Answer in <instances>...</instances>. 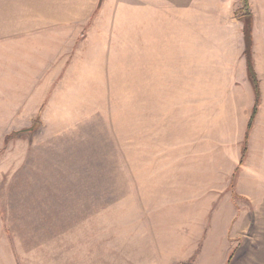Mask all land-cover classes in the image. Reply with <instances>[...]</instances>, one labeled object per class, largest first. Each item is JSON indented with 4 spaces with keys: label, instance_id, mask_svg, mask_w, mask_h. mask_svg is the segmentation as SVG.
I'll return each mask as SVG.
<instances>
[{
    "label": "rangeland",
    "instance_id": "rangeland-1",
    "mask_svg": "<svg viewBox=\"0 0 264 264\" xmlns=\"http://www.w3.org/2000/svg\"><path fill=\"white\" fill-rule=\"evenodd\" d=\"M247 1L248 52L242 0H99L65 23L38 2L37 33L0 64V264H209L225 243L230 264H264V124L235 172L228 96L248 53L264 112V0Z\"/></svg>",
    "mask_w": 264,
    "mask_h": 264
},
{
    "label": "crops",
    "instance_id": "crops-1",
    "mask_svg": "<svg viewBox=\"0 0 264 264\" xmlns=\"http://www.w3.org/2000/svg\"><path fill=\"white\" fill-rule=\"evenodd\" d=\"M42 2L43 11L41 14L44 18H48L51 22H70L86 19L91 16L98 4L99 0H0V64L5 65L7 51L11 53L17 48L20 50L22 45V37L25 35L36 34L38 30V2ZM61 2L60 4L58 2ZM146 1V0H141ZM153 1V0H148ZM160 2H165V4L176 3L182 5L184 1H192V0H155ZM196 1V0H194ZM167 4V5H168ZM233 13L237 8L238 3L233 1L231 4ZM230 9V12L232 11ZM228 29V26H226ZM220 31L215 32L214 27L209 28L205 35V48L207 50V55L209 60L213 65L218 66L222 64L225 66L226 62V53L222 51L226 48L228 44H232L228 42V40H224L222 36H219ZM245 42V41H244ZM243 45L245 48V43ZM222 50H221V49ZM229 52L232 53V57L236 55V52L232 51V47H229ZM214 49L217 50V54L219 56H215ZM235 50V49H234ZM222 51V52H218ZM232 51V52H231ZM229 54V53H228ZM234 54V55H233ZM212 55V56H211ZM221 57V58H220ZM237 59L241 62V66L243 67V77L247 74V63L246 59L240 58ZM242 60V61H241ZM229 66H232L231 60L229 61ZM232 68H229V98H237L233 104L236 108H231L230 112H240L244 114L242 118H240V124H245L244 134L246 131V125L250 118L254 102H255V90L251 81L242 79V84H244V92L242 87L234 86V82L232 80ZM222 73H226L225 68H223ZM224 85V84H223ZM225 88H223L222 97H225ZM210 96V93H209ZM214 96V93H213ZM264 112L260 114V109L258 108L257 113L254 118L253 124H264ZM241 151V148H240ZM229 187V186H228ZM257 192L262 193L261 181H259L258 186H256ZM261 205V202H259ZM229 222L231 219L224 218ZM224 244V243H223ZM231 250L227 249L226 243L224 247H222L221 251L218 253L216 258L212 254H208V263L209 264H226V261L231 253ZM224 256L225 262L222 263L220 258ZM199 264V263H197Z\"/></svg>",
    "mask_w": 264,
    "mask_h": 264
},
{
    "label": "trees",
    "instance_id": "trees-1",
    "mask_svg": "<svg viewBox=\"0 0 264 264\" xmlns=\"http://www.w3.org/2000/svg\"><path fill=\"white\" fill-rule=\"evenodd\" d=\"M243 1V7H245V9H247V12L245 13V19H244V36H245V44H246V50L248 52V50L250 49V45H251V29H252V15L250 13V10L248 11L249 9V4H248V1L247 0H242ZM247 64H248V73H249V79L253 85V88L255 90V105L252 109V112H251V116H250V119L246 125V131H245V135H244V139H243V144L241 146V151H240V159H239V163H238V166L237 168L235 169V172H237L239 166L241 165V163L243 162L245 156H246V153H247V141H248V134H249V131L252 127V122H253V119L255 117V114H256V111H257V103H258V100H259V97H260V91H259V88H258V81L255 77V73L253 72L252 70V66H251V61H250V57L247 53ZM34 126V125H33ZM33 126L29 127V128H25V129H22V130H19V131H16L15 132V135L17 134H21V133H26V132H30V131H33L35 129H33ZM229 188L232 190L233 194L235 195V190H234V186H233V182L231 181L230 184H229ZM232 257H233V253H231L226 261V264H230L231 260H232Z\"/></svg>",
    "mask_w": 264,
    "mask_h": 264
},
{
    "label": "water",
    "instance_id": "water-1",
    "mask_svg": "<svg viewBox=\"0 0 264 264\" xmlns=\"http://www.w3.org/2000/svg\"><path fill=\"white\" fill-rule=\"evenodd\" d=\"M39 126V124H34L33 129H36Z\"/></svg>",
    "mask_w": 264,
    "mask_h": 264
}]
</instances>
